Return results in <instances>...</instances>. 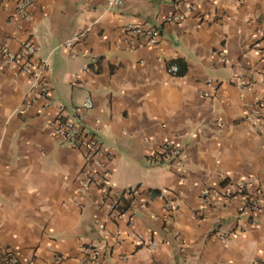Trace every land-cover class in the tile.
I'll use <instances>...</instances> for the list:
<instances>
[{"label":"crops","instance_id":"obj_1","mask_svg":"<svg viewBox=\"0 0 264 264\" xmlns=\"http://www.w3.org/2000/svg\"><path fill=\"white\" fill-rule=\"evenodd\" d=\"M34 2L27 20L14 17L17 0H0V253L20 264H83L85 246L106 239L98 264H264V193L251 215L241 210L244 194L220 193L243 179H253L247 192L264 190V132L247 119L258 102L264 113V0H124L118 9L107 0ZM192 4L198 9L188 11ZM177 12L181 22L162 24ZM128 24L159 26L160 36L134 37ZM26 40L48 61L50 86L29 108L30 76L1 53ZM175 60L184 74L168 71ZM87 96L83 122L103 148L85 187V150L51 121L59 104L77 107ZM166 141L180 159L152 163ZM104 174L115 193L138 189L120 217ZM206 188L219 192L203 204Z\"/></svg>","mask_w":264,"mask_h":264},{"label":"built area","instance_id":"obj_2","mask_svg":"<svg viewBox=\"0 0 264 264\" xmlns=\"http://www.w3.org/2000/svg\"><path fill=\"white\" fill-rule=\"evenodd\" d=\"M34 0H17L14 17L21 19H31V9L34 6ZM124 0H107L108 7L111 9L121 8ZM188 11H195L198 9L197 5H188ZM184 16L181 12L168 14L163 17L162 24H176L181 22ZM128 33L134 37H148L149 42L156 43L158 37L160 36V27L151 26L147 27L142 24H128L126 26ZM262 39H264V30L262 31ZM84 36V33H79L76 35L75 39L79 40ZM74 43V40H68L61 46L70 47ZM257 45H259L257 43ZM36 47L31 42V40H26L22 42L20 49L16 52L12 51L8 47H2L1 53L6 58L7 62L13 63L17 66L19 71L28 74L30 76L29 82V94L33 97H25L22 106L29 108L32 102L36 98L48 99L50 95L49 81L46 77V70L48 67V61L45 59H37L35 56ZM168 71L173 75H179V65L176 62L168 64ZM76 78L79 75L75 76ZM93 107V99L91 96H87L84 102L77 106L70 108L67 104H59V113L51 121V126L54 131L61 136V138L70 146L82 148L86 152L88 163L82 171V185L88 187L92 181L95 179L96 175L89 168V162L95 155H97L102 150L101 142L98 137L90 132L83 122V112L85 109ZM247 119L251 121L255 126L264 132V113L263 104L258 102L256 106L247 112ZM181 156L180 149L171 141L164 142L157 151L150 155L149 160L156 164H168L175 160H179ZM253 180V179H250ZM248 179L239 180L235 185V189H228L222 191L223 197L225 199H230L235 193L244 194V202L242 205V212L245 214H252L261 209L262 206V195L264 193L263 189H259L253 193L247 192V184L250 181ZM102 189L104 193L109 197L115 195L114 200L110 203V207L113 213L120 217L122 197H134L138 189H125L118 193L113 192L112 188L108 186V178L104 174L101 178ZM218 193V188H206L201 194L202 203H208L211 193ZM82 197H77V203L82 205ZM166 210L171 211L174 208L173 199H167ZM114 237L118 238L119 234L114 233ZM219 237L222 240H226L229 234L226 232L219 233ZM143 236H140V242L143 241ZM148 246L155 248L157 242L151 240L147 242ZM107 248V240L98 241L96 243H91L85 246V258L83 259V264H98L99 255L101 252L105 251ZM59 259H62L60 256ZM0 264H20L19 258L14 252L6 250L0 253ZM262 264V263H259Z\"/></svg>","mask_w":264,"mask_h":264},{"label":"trees","instance_id":"obj_3","mask_svg":"<svg viewBox=\"0 0 264 264\" xmlns=\"http://www.w3.org/2000/svg\"><path fill=\"white\" fill-rule=\"evenodd\" d=\"M176 63H178L179 65V75H182L186 72V69H187V65L185 62L183 61H180V60H175ZM133 197H125L123 196L122 197V202H124L123 204L121 203V211H124L125 210V205H127V203L129 201L132 200Z\"/></svg>","mask_w":264,"mask_h":264}]
</instances>
